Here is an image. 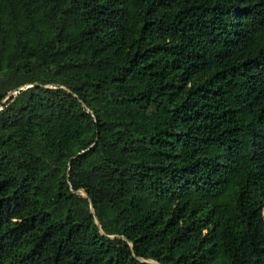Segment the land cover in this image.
<instances>
[{"label":"trees","instance_id":"trees-1","mask_svg":"<svg viewBox=\"0 0 264 264\" xmlns=\"http://www.w3.org/2000/svg\"><path fill=\"white\" fill-rule=\"evenodd\" d=\"M137 259L264 264V0H0V264Z\"/></svg>","mask_w":264,"mask_h":264},{"label":"water","instance_id":"water-1","mask_svg":"<svg viewBox=\"0 0 264 264\" xmlns=\"http://www.w3.org/2000/svg\"><path fill=\"white\" fill-rule=\"evenodd\" d=\"M30 86H34V85H29V86L21 87V88H18V90H23L24 88H28V87H30ZM46 88H47V87H46ZM14 94H16V92H9V93L7 94V96H6V98L3 99V100L1 101V103H3L7 98H9L10 96H12V95H14ZM74 194H76V195H78V196H80V197H82V198H84V199L87 200V202H88V204H89L90 212L93 214L92 207H91V201H90V199L87 197V195L85 194V192L82 191V190H78V191L74 192ZM95 225H96V227L99 229V232L102 234V232L100 231V228H99V224H98L96 221H95ZM109 238H114V237L111 236V237H109ZM137 260H138L139 262H141V263L157 264V263L152 262V261H149V260H141V259H137Z\"/></svg>","mask_w":264,"mask_h":264},{"label":"rangeland","instance_id":"rangeland-1","mask_svg":"<svg viewBox=\"0 0 264 264\" xmlns=\"http://www.w3.org/2000/svg\"><path fill=\"white\" fill-rule=\"evenodd\" d=\"M143 264H148V263H143Z\"/></svg>","mask_w":264,"mask_h":264}]
</instances>
